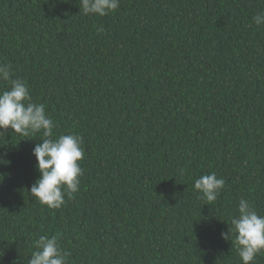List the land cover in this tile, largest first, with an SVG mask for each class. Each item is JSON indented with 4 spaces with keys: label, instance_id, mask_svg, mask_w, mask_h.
Masks as SVG:
<instances>
[{
    "label": "trees",
    "instance_id": "1",
    "mask_svg": "<svg viewBox=\"0 0 264 264\" xmlns=\"http://www.w3.org/2000/svg\"><path fill=\"white\" fill-rule=\"evenodd\" d=\"M79 2L0 0V64L85 149L79 191L51 209L30 194L42 133L0 135V264H28L41 235L68 264H242L221 232L240 198L264 215V0ZM212 172L207 204L194 183Z\"/></svg>",
    "mask_w": 264,
    "mask_h": 264
},
{
    "label": "clouds",
    "instance_id": "2",
    "mask_svg": "<svg viewBox=\"0 0 264 264\" xmlns=\"http://www.w3.org/2000/svg\"><path fill=\"white\" fill-rule=\"evenodd\" d=\"M120 0H80L84 15L106 16L116 11ZM257 26L264 25V12L253 16ZM0 81L7 82V90L0 92V135L9 129L22 136L42 133L40 143L33 149L39 177L31 186L30 194L42 206L59 209L79 191L84 158L83 137L62 134L53 138L54 120L46 113L44 104L32 102L27 83L12 77L11 66L0 64ZM2 162V161H0ZM182 172L184 170H181ZM225 186V180L215 172L201 175L195 180L194 189L205 203L215 202ZM234 243L242 264H255L264 255V215L246 199L238 201L237 214L231 218V228L221 232L224 240ZM28 264H68L70 253L64 250L57 235H41L34 242Z\"/></svg>",
    "mask_w": 264,
    "mask_h": 264
}]
</instances>
